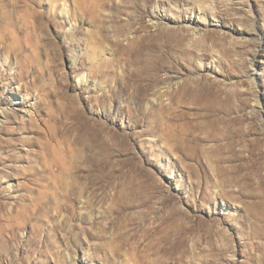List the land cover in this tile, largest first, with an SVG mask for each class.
Wrapping results in <instances>:
<instances>
[{
  "label": "rangeland",
  "instance_id": "obj_1",
  "mask_svg": "<svg viewBox=\"0 0 264 264\" xmlns=\"http://www.w3.org/2000/svg\"><path fill=\"white\" fill-rule=\"evenodd\" d=\"M0 264H264V0H0Z\"/></svg>",
  "mask_w": 264,
  "mask_h": 264
}]
</instances>
